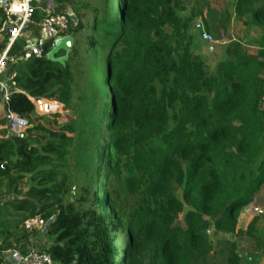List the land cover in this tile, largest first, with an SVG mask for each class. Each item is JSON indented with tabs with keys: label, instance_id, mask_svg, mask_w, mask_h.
Listing matches in <instances>:
<instances>
[{
	"label": "trees",
	"instance_id": "obj_1",
	"mask_svg": "<svg viewBox=\"0 0 264 264\" xmlns=\"http://www.w3.org/2000/svg\"><path fill=\"white\" fill-rule=\"evenodd\" d=\"M41 3L34 1L36 21L45 16ZM102 3L96 9L102 56L82 50L75 37L80 24L70 50L54 53L49 42L51 58L33 57L16 67L18 92L5 115L15 113L32 127L28 136L0 139V264L15 248L12 237L24 220L37 216L46 222L56 217L44 231L54 237L46 251L55 264H243L228 235L253 242L264 256L259 219L238 229L242 208L264 185V0H237L234 10L237 22L259 34L257 53L231 42L214 68L192 51L193 17L180 13L182 0ZM3 20L0 13V27ZM96 43L92 39L91 46ZM23 46L17 43L11 54ZM94 70L81 120L61 124L60 114H36L30 97L71 107L81 84L76 76ZM123 172L131 174L125 180L130 192L145 194L147 207L127 212L114 196L111 179ZM80 174L78 194L66 202ZM7 194L15 197L3 201ZM7 208L20 219L2 222ZM121 229L127 236L119 243ZM38 233L22 230L17 245ZM211 234L223 235L219 249Z\"/></svg>",
	"mask_w": 264,
	"mask_h": 264
},
{
	"label": "rangeland",
	"instance_id": "obj_2",
	"mask_svg": "<svg viewBox=\"0 0 264 264\" xmlns=\"http://www.w3.org/2000/svg\"><path fill=\"white\" fill-rule=\"evenodd\" d=\"M74 3L79 7L81 25L84 27L75 34V37L80 39V47L82 50L89 49L90 56L97 51L100 56L103 55L104 49L99 43V39L97 38V33L101 32V16L102 14L96 12L97 7H102V0H74ZM182 9L180 13L184 17H193L191 22V31L194 36V43L192 45V51L199 55L211 68H214L224 57L225 48L231 43H240V50L244 53H255L254 50V40H257L259 34L254 30H248L242 24L235 20V6L237 0H182ZM113 12L116 13V5H112ZM99 13V14H98ZM96 16H98L96 18ZM201 20L207 30L213 35L215 42L209 43L201 40L198 36V33L194 29V23L196 21ZM97 26V30L94 31V27ZM97 32V33H96ZM74 38V36H73ZM92 39L96 40L97 43L94 46H91ZM75 42V38H74ZM92 65V64H91ZM90 65H84V68H89ZM103 74V72H102ZM96 78L95 70L83 76L82 74H78L76 79L80 81V85L76 88L73 98H72V106L66 107L64 103L62 104V109L60 112L59 121L61 124H65L74 120H81V114L84 109L88 107V101L93 94L94 87L93 85H88L87 80L90 82L94 81ZM103 76L101 75V79ZM98 87V85H97ZM100 87V84H99ZM55 100V99H49ZM1 101V99H0ZM262 110L264 111V101L262 104ZM49 117V116H43ZM3 118H6L5 123H0V139L7 138L11 134H14L10 128V118L8 115H4ZM32 127V124L23 131L21 134L28 136V130ZM72 134L71 136H73ZM74 161H72V167H70L69 171L73 173L75 171ZM131 176L128 172H123L121 176H115L111 179V190L114 191L116 197L120 199L124 205H127V212L134 210V208H145L147 207V199L143 192H138L136 194H132L125 184V180L127 177ZM81 177V178H80ZM82 174L75 178V183L72 184L70 191L65 196V201H72L78 194V185L77 182L83 180ZM22 187L27 190L28 183L27 180H24L22 183ZM106 184L101 185V189H104ZM110 189L105 191L106 193H111ZM104 191L101 192V199L105 195ZM178 195L182 197V191L178 192ZM113 196V197H114ZM14 194H7L2 200L12 199L14 198ZM264 195L262 199L264 200ZM261 199V200H262ZM264 203V202H263ZM104 204V202H103ZM189 208L186 207L185 211L181 213L177 219V224L184 225V215L188 212ZM7 215L4 214L1 217V221L5 223H9V221L19 220L18 217H21V214H14L9 208H7ZM258 218L259 222L256 225V231L260 232L262 227L264 226V216H253V219ZM16 220V221H17ZM46 228V227H45ZM45 228L38 229L39 231L37 237L43 235V231ZM247 226L243 229V231L247 230ZM35 230L26 228L23 223V229L20 228L16 231L14 237H12V241L16 244L14 249L20 251L19 245L16 243V239L20 237L19 233L22 230ZM212 232V230H210ZM35 235V236H36ZM127 236V230L121 229V232L118 235V242L120 243L123 238ZM43 237V236H42ZM231 241L237 244V251L243 257V264H264V256L257 251L253 242L250 241H242L236 238L234 235H228ZM211 239L216 249H219L217 245L218 242L223 241V235H213L211 234ZM54 241V237L51 235L44 236L43 239H40L37 244L33 245V248H37L40 251H46L47 246L51 245ZM26 242H32L31 239ZM25 243V242H24Z\"/></svg>",
	"mask_w": 264,
	"mask_h": 264
},
{
	"label": "built area",
	"instance_id": "obj_3",
	"mask_svg": "<svg viewBox=\"0 0 264 264\" xmlns=\"http://www.w3.org/2000/svg\"><path fill=\"white\" fill-rule=\"evenodd\" d=\"M35 0H0V13L4 16L0 27L1 42L4 47L0 51V94L6 104L11 96L18 92L16 67L21 62L18 54H11L15 45L24 43L25 38L34 30L38 33L34 36L33 42L28 47L30 58L46 57L51 58L52 52L45 53V44L51 42L54 49L58 39L73 36L74 30L80 26V17L67 13H45L41 20H35L37 6ZM194 29L201 40L209 43L215 42L213 35L207 30L205 24L199 20L194 23ZM38 116H51L60 114L62 104L57 100L47 98L30 97ZM10 128L15 134H21L29 126V121L15 113L9 112ZM254 216H264V205L250 203L247 205ZM26 228L43 229L46 221L37 216L29 218L24 222ZM14 264H55L48 251H40L31 248L25 253L14 250L9 252Z\"/></svg>",
	"mask_w": 264,
	"mask_h": 264
},
{
	"label": "crops",
	"instance_id": "obj_4",
	"mask_svg": "<svg viewBox=\"0 0 264 264\" xmlns=\"http://www.w3.org/2000/svg\"><path fill=\"white\" fill-rule=\"evenodd\" d=\"M39 1H42L40 9H42V11L44 13H48V12H52V13H67V14H72V15L78 16L77 9H79V7L73 2H68L66 4H58V3H55L54 0H39ZM37 34L38 33H34V30H32L31 33L25 38V42L23 43V45H24L23 46V51L19 55V58L21 59L20 63H23L26 60L30 59V53L28 52V47L30 46V43L33 42V39H35L33 37L37 36ZM1 40H2V36H0V51L4 47V44H3V42H1ZM253 48H254V50H256V52L255 53H249V54H256L257 53L258 48L255 47V46ZM1 96H2V94H0V99H1ZM6 111H7V104L4 101H2V99H1V101H0V118L5 115ZM263 195H264V185L261 187V190H260L259 194L256 195V197H255V199H254V201L252 203H255V204H258V205H264V203H263L264 200L262 199ZM253 216L254 215L252 214L250 208H248V206L245 205L242 208L240 216H239L238 229L239 230L240 229L243 230L246 226L248 227L249 224L253 221ZM27 219H29V218H27ZM27 219H25L24 222ZM47 235L48 234L46 232H44L42 236L44 237V236H47ZM42 236L37 237V235H36V236H34L31 239L32 242H25V243L23 242V243H21L19 245V248L21 249L20 251L25 253L27 250L33 248L34 247L33 245L37 244V242L40 239H43ZM51 245L47 246V249ZM14 250H17V249L9 250V251H7V252H5L3 254L4 262L2 264H14V261L11 258V255L9 253V252L14 251Z\"/></svg>",
	"mask_w": 264,
	"mask_h": 264
},
{
	"label": "water",
	"instance_id": "obj_5",
	"mask_svg": "<svg viewBox=\"0 0 264 264\" xmlns=\"http://www.w3.org/2000/svg\"><path fill=\"white\" fill-rule=\"evenodd\" d=\"M74 44V38L73 36H67V37H63V38H60L56 41L55 43V47H54V53H58L62 50L64 51H68L71 49V47L73 46ZM56 220V217L53 216L51 219H49L47 222H46V228H45V231H47V229L52 225V223Z\"/></svg>",
	"mask_w": 264,
	"mask_h": 264
}]
</instances>
